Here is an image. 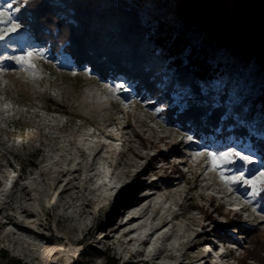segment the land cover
Wrapping results in <instances>:
<instances>
[{"label": "rangeland", "instance_id": "374dc122", "mask_svg": "<svg viewBox=\"0 0 264 264\" xmlns=\"http://www.w3.org/2000/svg\"><path fill=\"white\" fill-rule=\"evenodd\" d=\"M23 1L0 0L9 13L0 22V264H50L44 249L67 242L84 246L67 264H256L248 258L249 236L223 225L236 218L264 233V191L248 196L250 185L225 184L197 153L231 148L250 155L251 163L236 158L223 166L225 175L250 178L264 170L257 121L249 125L256 139L225 121L208 131L182 124L167 109L179 106L184 90L174 86L172 99L163 95L171 73L161 72L155 91L135 76L103 78L64 45L54 47L44 25L35 31L24 21ZM175 3L150 4L171 17ZM257 16L264 23V4ZM14 22L21 27L8 31ZM26 51L37 53L35 67L15 59ZM255 66L256 59L249 69ZM118 83L124 89L111 91ZM128 183L116 193L114 186ZM140 197L134 213L143 216L116 231ZM158 208L169 223L148 234ZM179 230L185 241L199 234L186 243L193 248L183 250ZM175 251L183 253L180 263Z\"/></svg>", "mask_w": 264, "mask_h": 264}, {"label": "trees", "instance_id": "16d2710c", "mask_svg": "<svg viewBox=\"0 0 264 264\" xmlns=\"http://www.w3.org/2000/svg\"><path fill=\"white\" fill-rule=\"evenodd\" d=\"M129 1L24 0L22 13L35 31L38 24L51 31L54 47L64 45L103 78L135 76L155 91L161 72L171 73L163 95L184 90L179 106L167 109L182 124L208 131L225 121L256 139L249 125L264 129V23L257 16L264 0H176L171 17L151 0ZM228 225L249 236L248 258L264 264V234L236 218L225 231Z\"/></svg>", "mask_w": 264, "mask_h": 264}, {"label": "snow or ice", "instance_id": "6c2138e0", "mask_svg": "<svg viewBox=\"0 0 264 264\" xmlns=\"http://www.w3.org/2000/svg\"><path fill=\"white\" fill-rule=\"evenodd\" d=\"M8 9L12 8L11 4L6 6ZM9 13L6 9H0V22H3L5 18H7ZM21 25L18 23H12L8 31L15 32ZM0 39H3V36H0ZM37 53L33 51H26L23 54L15 57V59L21 63L27 64L29 67H35L32 62V57ZM124 89L123 83H118L111 89V91H119ZM191 139V137H189ZM198 155H206L211 164V168L213 171L219 169V179L224 182L225 184H238L241 183L243 185H250L252 191L246 193L248 196L256 195L257 193L264 191V170L259 171L257 174L249 177L245 176L243 171H239V174H232V175H225L224 165H235L237 163L236 158L239 161L244 163H251L253 157L250 155H245L240 151H236L235 149H228L225 151L215 152V151H208L205 150L204 152L197 153ZM59 249L56 248H45L44 252L46 255L50 256L53 252L58 251Z\"/></svg>", "mask_w": 264, "mask_h": 264}, {"label": "bare ground", "instance_id": "6f19581e", "mask_svg": "<svg viewBox=\"0 0 264 264\" xmlns=\"http://www.w3.org/2000/svg\"><path fill=\"white\" fill-rule=\"evenodd\" d=\"M129 183H132V181H130ZM129 183L127 185L118 184V185L114 186L116 189V193L117 194L125 193L127 191ZM130 196H132V194ZM131 201H132V198H131ZM142 202H144V197H140L135 202L131 203L130 209H128V211H127V214H129L130 216L127 218V220L124 223L120 224L115 229L116 231H120L123 228L127 227L128 225L136 223L143 216L140 213H134V209L136 207H138ZM261 207L264 209V206H261ZM112 211H113V213H115L116 208H112ZM108 213H110V210L108 211ZM149 218H152L153 221H158V223L156 224V226H154V228H153V224L149 225V227H148L149 233L148 234H154L155 235L159 229H161L163 226H165L169 223V220H167L165 218V215H164L161 208L154 210L151 213ZM134 228H137V226H135ZM198 236H199L198 233H194L189 238V240L192 238H197ZM185 237H186L185 232L183 230H179L177 233V238L179 241L182 240V243L185 244L183 250H186L187 248H193L194 247L193 245L191 247L186 246V243H188L189 240L185 241L184 240ZM48 248L59 249L58 251H55L50 256H48V257H50L48 259V262L50 264H67L71 260H73V258H78L79 255L84 252V246H82L80 244H73L70 242H67L65 244H63V243L54 244L53 246H49ZM173 254H174L175 261H177V263H180L182 256H183V253L182 252L178 253L175 251V253H173ZM60 258H64V261L62 263H60V261H59ZM146 259H148V258H146ZM198 261H199V257L192 259V262H194V263H197Z\"/></svg>", "mask_w": 264, "mask_h": 264}]
</instances>
